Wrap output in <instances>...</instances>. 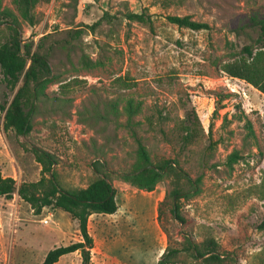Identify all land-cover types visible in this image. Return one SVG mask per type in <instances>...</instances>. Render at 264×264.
<instances>
[{"label":"rangeland","instance_id":"374dc122","mask_svg":"<svg viewBox=\"0 0 264 264\" xmlns=\"http://www.w3.org/2000/svg\"><path fill=\"white\" fill-rule=\"evenodd\" d=\"M2 1L17 11L13 0ZM36 11L42 21L23 26L25 42L34 41L33 49L48 33L57 39L67 29L84 32L75 41L79 48L68 52L57 47L56 79L47 88L49 99L39 103L28 135L6 131L0 108L2 173L18 185L39 180L42 166L32 151L39 147L57 157L53 168L61 184L77 189L98 177L95 161L105 163L119 210L90 216L95 241L90 264H157L169 243L183 248L175 264H204L186 247L190 239L201 243L210 237L220 246L222 264H264L259 188L264 178V94L221 69L250 43L248 34L237 35L235 29L254 13L264 14V0H51ZM129 13H144L149 22L129 20ZM168 15H188L210 29L179 27ZM83 52L96 65L86 66ZM240 87L246 97L237 93ZM12 96L0 68V105ZM129 98L142 102L134 120L140 122L136 129L151 157L178 159L193 179L201 178V191L181 202L182 218L175 217L166 197L168 178L149 192L121 177L137 160V142L124 111ZM190 107L205 132L184 146L177 128ZM236 150L241 158L229 167L228 157ZM79 239L67 212L46 207L36 214L18 194L0 195V264H40L52 248ZM81 262L75 252L56 264Z\"/></svg>","mask_w":264,"mask_h":264},{"label":"trees","instance_id":"16d2710c","mask_svg":"<svg viewBox=\"0 0 264 264\" xmlns=\"http://www.w3.org/2000/svg\"><path fill=\"white\" fill-rule=\"evenodd\" d=\"M51 0H13L16 10L3 5L0 0V35L5 39L0 40V68L7 89L13 93L11 99L0 105L4 111V129L14 130L18 135H28L33 130V115L39 103L49 99L48 86L56 79V67L53 64L57 47L66 49L76 48L77 41L83 34V28L67 29L65 37L54 38L53 33L44 35L36 49L34 41L25 42L24 24L36 26L42 21V16L36 11L40 3H49ZM127 18L132 21L148 23L149 19L144 13H129ZM167 19L179 27L192 30L210 29L206 22H199L190 16L168 15ZM249 28L251 31H246ZM237 35L248 34L250 43L241 48V55L221 65V69L229 76L246 80L264 94V14L254 13L249 21L235 29ZM252 32L256 34L253 37ZM50 43L46 40L51 39ZM79 48V47H78ZM86 66L96 65L86 54L82 53ZM62 88L64 85H61ZM64 101V99H60ZM142 102H135L133 98L127 100L124 108L127 116L126 125L132 131L137 142V160L129 172H124L121 177L146 191H153L157 183L168 178L170 197L173 204V214L176 218L180 215L181 202L201 191V178L193 179L185 170L178 159L162 157L154 160L137 132L136 126L140 122L134 118L140 113ZM151 128L154 127L152 117L148 118ZM178 124L179 137L184 146L197 142L205 132L203 124L194 107L186 109L185 118ZM32 151L36 160L42 166V176L37 181L22 182L19 185L14 177L6 176L0 169V195L12 198L18 194L22 200L29 203L36 214H41L44 208L60 209L67 212L77 224L80 239L68 245L52 248L40 264H56L66 254L79 252L82 257L81 264L91 263V250L95 241L89 231V218L91 215L115 214L119 210L116 199V189L113 186L105 163L100 160L94 162L93 167L98 177L84 188L67 189L57 178L53 165L58 159L50 151L33 147ZM241 158L238 150L228 157V166L233 167ZM261 198L264 199V178L259 185ZM161 204L158 207V219H161ZM167 233L169 242L171 241ZM186 247L191 254L201 259L204 264H222L224 258L219 251V244L214 238H206L201 243L188 240ZM183 248L166 247L157 264H175Z\"/></svg>","mask_w":264,"mask_h":264},{"label":"built area","instance_id":"2783aa9c","mask_svg":"<svg viewBox=\"0 0 264 264\" xmlns=\"http://www.w3.org/2000/svg\"><path fill=\"white\" fill-rule=\"evenodd\" d=\"M232 79H234V80H237V81H242V82H246V80H244V79H241V78H238V77H232V76H230ZM237 93H242L241 95H243L244 97H246L247 96V91L245 90V88H241L240 87V90L239 91H237Z\"/></svg>","mask_w":264,"mask_h":264},{"label":"crops","instance_id":"0c3cea01","mask_svg":"<svg viewBox=\"0 0 264 264\" xmlns=\"http://www.w3.org/2000/svg\"><path fill=\"white\" fill-rule=\"evenodd\" d=\"M116 214V213H115ZM108 215H112V214H108ZM72 254V253H71Z\"/></svg>","mask_w":264,"mask_h":264}]
</instances>
